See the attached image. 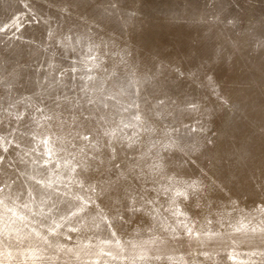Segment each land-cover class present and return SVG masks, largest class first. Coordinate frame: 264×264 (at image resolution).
Here are the masks:
<instances>
[{
	"label": "rangeland",
	"instance_id": "1",
	"mask_svg": "<svg viewBox=\"0 0 264 264\" xmlns=\"http://www.w3.org/2000/svg\"><path fill=\"white\" fill-rule=\"evenodd\" d=\"M254 36H264V0H0V264L4 251H19L22 264L39 255L26 240L4 249L6 238L41 235L25 209L33 187L66 193L73 179L113 178L100 175L110 165L91 171L108 156L104 133L135 114L131 69L150 75L156 63L212 71L230 98V109L208 101L214 148L205 164L228 195L214 190L187 218L166 221L171 233L149 236L147 222L133 220L135 237L121 224L115 240L101 226L93 241L113 264H129L130 252L144 264H264V58L249 54ZM166 95L208 93L169 81ZM113 248L118 256L105 252Z\"/></svg>",
	"mask_w": 264,
	"mask_h": 264
},
{
	"label": "clouds",
	"instance_id": "2",
	"mask_svg": "<svg viewBox=\"0 0 264 264\" xmlns=\"http://www.w3.org/2000/svg\"><path fill=\"white\" fill-rule=\"evenodd\" d=\"M232 26L233 21L229 19L226 27ZM261 41L264 36L253 37L250 55L264 58ZM121 63H125L123 58ZM148 71L150 75L139 68L131 69L133 99L129 108L135 114L129 123L122 125L119 133H104L108 156L91 168L96 173L100 172V164L110 165L100 175L109 172L113 178L102 181L99 176L89 177L86 182L73 179L66 185V193H57L44 182L28 192L25 209L37 218L35 226L41 235L28 231L23 240L13 237L4 241V249L18 248L26 240L27 247L39 250L35 260L25 257L23 264H113L112 259L99 250L101 246L93 241L101 226L112 240L116 239L114 228L121 224L131 226L130 237L138 235L140 230L133 220L136 224L147 222L144 231L149 236L157 228L162 233H171L166 221L175 223L181 217L187 218L189 206L193 210L200 209L202 201L214 190L228 195L222 182L205 167L209 152L214 148L208 133L212 131L215 109L208 101L224 108L231 107V100L222 92L221 84L213 72L206 69L199 73L196 70L186 72L176 65L156 63L154 70ZM169 81H187L208 95L203 99L169 98L167 95L161 98L160 93ZM142 91L146 94L144 103L140 102ZM125 130H130V134ZM82 170L89 171L88 168ZM130 188H138L140 195H132ZM149 192L153 193L151 198L147 195ZM33 193L38 199H33ZM232 204L235 207L236 202ZM29 205H35V210L29 209ZM258 211L264 213V207ZM131 243L125 240L129 247ZM108 251L119 255L114 248L105 250ZM144 261L146 257L137 259L135 253L130 252L129 264H144ZM2 264H22L19 251L8 254L4 251Z\"/></svg>",
	"mask_w": 264,
	"mask_h": 264
},
{
	"label": "bare ground",
	"instance_id": "3",
	"mask_svg": "<svg viewBox=\"0 0 264 264\" xmlns=\"http://www.w3.org/2000/svg\"><path fill=\"white\" fill-rule=\"evenodd\" d=\"M11 259V258H10ZM32 261V260H31Z\"/></svg>",
	"mask_w": 264,
	"mask_h": 264
}]
</instances>
